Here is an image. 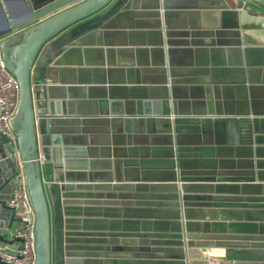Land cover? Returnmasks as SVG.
Masks as SVG:
<instances>
[{
  "label": "water",
  "instance_id": "water-1",
  "mask_svg": "<svg viewBox=\"0 0 264 264\" xmlns=\"http://www.w3.org/2000/svg\"><path fill=\"white\" fill-rule=\"evenodd\" d=\"M23 1L28 13L22 18H15L8 14L4 1L0 0V39L4 61L21 87L20 103L11 126L17 137L30 200L36 213V264H105L66 252L69 247L61 248L62 212L63 209L68 211L69 193H76V197L81 199L85 194H82L80 185L93 187L92 183L105 191V198L102 199H106L108 208L116 210L115 206L133 205L134 201L120 203L116 200L136 199V191L142 187L137 184L141 183L139 178L133 176L129 180L124 174L130 165L122 159L126 155L123 147L130 143L126 139L130 134H151L152 130L147 129L149 127H153L155 133H166L171 138L169 145L174 153V176L169 180L172 184L165 194L169 199L167 205L175 207L173 212L180 222L183 238H189L183 243V250L174 256L180 260L175 264H190V247L210 248L216 245L223 247L227 254L241 255L245 262L264 264V232H258V228L254 232V227L231 225L227 219L221 223L201 222L191 216V213L198 212L196 208L201 209L200 212L225 209L228 207L227 198L214 195H225L226 188L239 185H242L243 197L237 198L240 203L234 207L243 209L240 212L245 215V220L250 221L249 215H257V211L264 210V182L256 165L261 145L258 123L262 118L256 113V101L254 105L250 102L251 106L246 103V110L237 109L236 113L226 112L223 117H217L212 101H217V97L208 99L204 96L200 102L192 101L194 111L184 112V103L176 101L173 91H168L156 103L157 109L152 114L149 110L152 102L146 95L139 102L133 98L136 103L128 109H125L124 100L114 101V86L105 87L106 80L92 88L103 95L99 98L80 101L63 97V100H57L56 75L51 68L58 51L65 52L69 47L75 49L78 46L82 49L94 38H98L100 45L109 44L112 40L117 45L126 43L134 47L155 48V51L163 50L168 66H174L173 62L180 53L190 51L187 47L193 46L191 41L196 34L213 39L220 36V30L235 29L240 36L238 45H243L246 43L243 41L244 34L249 27L264 30V0H234V9L223 0L218 3L206 0ZM195 10H202L203 24L173 25V19H181L183 11H186L189 20L197 16ZM216 10L220 11V23L216 20ZM226 14L235 16V25L226 27L222 24V17ZM114 32L117 35L115 39ZM263 50L253 47L234 50L246 63L236 64L244 69L243 77L247 79L244 83H250L253 73H264V68L260 70L250 64L252 54ZM49 80L54 83H49ZM250 85L249 91L257 90V83ZM138 90L147 92L148 89L141 86ZM125 98L128 100V97ZM240 114L246 117L238 116ZM171 115L173 119H170ZM181 116L210 123L209 133L214 136L211 154L216 159V165L195 172L197 178H189L192 173L187 174L179 164L180 151L177 147L181 145L178 129ZM162 122L167 123L164 130L158 129ZM142 126L144 129L140 128ZM217 127H222V132ZM15 173L16 160L12 156L9 139L0 134L1 243H13L6 238L5 231L19 221L15 210L8 205ZM216 187H220L221 192H215ZM250 188L258 191L248 195ZM104 209L94 208L100 212ZM53 229L56 241L54 254ZM108 231L112 232L109 234L112 237L110 248L102 254L108 264H145V261L174 264V261H169L173 256L163 248L165 242L150 237L146 230H137L136 237L125 242L118 239L112 227L109 226ZM133 249L139 257L134 256ZM164 252L166 254L160 255ZM0 264L5 263L0 259Z\"/></svg>",
  "mask_w": 264,
  "mask_h": 264
},
{
  "label": "crops",
  "instance_id": "crops-1",
  "mask_svg": "<svg viewBox=\"0 0 264 264\" xmlns=\"http://www.w3.org/2000/svg\"><path fill=\"white\" fill-rule=\"evenodd\" d=\"M3 1L8 14H12L15 18H22L28 13L23 0ZM206 1L218 3L220 0ZM223 1L234 9V0ZM201 11L195 10L197 16L190 20L186 16V11H183L184 15L181 19L180 17L173 19V25L186 27L190 22L194 26L203 24ZM215 13L217 22L221 21L220 11L216 10ZM176 14L178 13L176 12ZM223 23L226 27L235 25V16L226 14L224 18L222 17ZM115 32L114 39L117 37ZM220 32V36L213 39L206 38L203 34H196V38L191 41L193 46L187 47L190 51L180 53L173 62L174 66H168L166 52L163 50L155 51V48L134 47L126 43L117 45L112 40L109 44L101 43L102 45H100L98 38L90 39L85 46H82V49L81 46H78L75 49L69 47L65 51L67 53L58 51L57 58L51 65L55 71L54 75H56L55 98L57 100H63V97L66 100H94L102 94L92 88L97 86L95 84H101L106 80L105 87L111 86L110 84L114 86L112 94V97L115 98L114 101L124 100L125 109L126 107L128 109L136 103L135 99L139 102L146 95L152 102L149 109L152 114L157 109L156 103L162 100L161 98L166 96L168 91H173L176 101L184 103L182 109L186 110L184 112L194 111L192 101L200 102L204 96H207L208 99H212L213 96L217 97L218 103L212 99L214 108L218 112L215 115L217 117H223L226 112L236 113L237 109L246 110V103L250 105L252 102L254 105V101H256V113L259 118H262L258 123L260 130L258 140L261 145L258 149L260 157L256 165L259 167L257 170L260 171V178L264 182V73L255 72L252 74L250 83L258 85L255 86L256 91H249L251 85L248 83L249 81L244 83L247 81L243 77L244 69L238 68L236 65L245 62L240 60V53L234 51L237 48L245 50L247 47L264 49V30L254 26L249 27L244 34L243 41L246 43L243 45H238L240 36L237 30L223 29ZM250 58L252 66L258 69L264 68V50L254 52ZM52 82L54 83L49 80V83L53 84ZM169 83L170 85H168ZM141 86L146 87L147 92L138 90ZM106 91L108 94V90ZM36 92L37 90L34 91L35 99ZM125 97H128V100ZM99 101L101 102V100ZM179 108H181V104ZM238 116L246 117L242 114ZM182 117L179 118L178 124L181 137L179 139L181 145L177 147V150L180 151L179 164L187 174L192 173L189 178H197L195 172H202L206 168L216 165V159L211 154L214 149L212 146L214 136L209 133L210 123L196 118ZM166 124V122H162L158 129L164 130L167 127ZM140 128L144 129L143 126ZM147 129L152 130L151 134H130V137L126 138L130 143L123 147L126 155L122 159L127 162V165H130L127 166L124 174L129 177V180L133 176L139 178L141 183L137 184L142 187L136 191V199L116 200L119 202L134 201L135 203L115 206L116 210L110 209L106 204V199H102L105 198L104 190L96 188L94 183H92L93 187L80 185L82 194L85 195L79 199L76 197V193H69L71 199L67 203L68 211L63 209L62 212L61 248L63 250L69 247L65 250L66 252L70 251L74 255H82L87 260H99L108 264L109 261L102 254H105L110 248L109 240L112 237L109 234L112 233V230L108 231L109 226L115 230L114 233L122 242L135 238L138 234L136 231L142 228L150 237L165 242L163 243L164 250L173 256L169 261H174V264L180 262L174 256L181 249L183 250V231L173 212L175 207L167 205L169 199L165 194L168 186L172 184L169 183V180L174 176L172 169L174 153L172 146L169 145L171 138L166 133H155L153 127ZM217 129L222 132V127H217ZM224 179L228 180L225 177ZM218 180H223V178H218ZM241 187L242 185L231 186L236 192L235 194L231 188H226L225 195L217 193L214 195L227 198L228 207L225 209H213L212 212L206 211L208 210L206 209L204 212H200L201 209L196 208L198 212L191 213L192 218L195 221L217 223L227 219L231 225L254 227V232H257V228L258 232H264V210L257 211V215H249L250 221H246L245 215H241L240 212L243 209L234 207L240 203L237 198L243 197ZM252 191L256 193L258 189H248V195ZM215 192H221L220 187H216ZM206 194L212 193L207 192ZM217 203H221V201L217 200ZM64 206L66 207L65 204ZM102 207L105 208L102 212L94 210V208ZM219 225L217 224V226ZM17 226L18 223L15 221L13 228ZM8 233L9 231L6 230L5 234ZM55 248L53 229V254ZM133 250L135 251L134 256L139 257L136 249ZM188 253L190 264H219L229 261L236 264H256L245 262L239 254H227L220 245L210 248L190 247ZM164 254L166 253L160 255ZM145 262V264H151L147 263L148 261Z\"/></svg>",
  "mask_w": 264,
  "mask_h": 264
},
{
  "label": "built area",
  "instance_id": "built-area-1",
  "mask_svg": "<svg viewBox=\"0 0 264 264\" xmlns=\"http://www.w3.org/2000/svg\"><path fill=\"white\" fill-rule=\"evenodd\" d=\"M1 43L0 39V134L8 137L12 156L16 160L14 187L8 205L15 210L19 221L18 226L8 230L9 233L6 234V238L13 243L0 242V259L5 264H36V213L29 196L17 137L11 126L20 103L21 87L4 61ZM183 240L188 242L189 238L185 236Z\"/></svg>",
  "mask_w": 264,
  "mask_h": 264
}]
</instances>
